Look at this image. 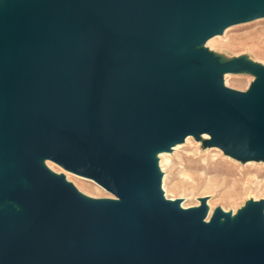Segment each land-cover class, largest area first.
<instances>
[{
    "label": "water",
    "instance_id": "95a60500",
    "mask_svg": "<svg viewBox=\"0 0 264 264\" xmlns=\"http://www.w3.org/2000/svg\"><path fill=\"white\" fill-rule=\"evenodd\" d=\"M260 17L264 0H0V264H264V199L206 219L158 164L188 135L264 160V65L203 45ZM240 71L246 90L224 85Z\"/></svg>",
    "mask_w": 264,
    "mask_h": 264
},
{
    "label": "rangeland",
    "instance_id": "374dc122",
    "mask_svg": "<svg viewBox=\"0 0 264 264\" xmlns=\"http://www.w3.org/2000/svg\"><path fill=\"white\" fill-rule=\"evenodd\" d=\"M263 18L237 23L231 27L223 39L216 40L218 43L213 45L216 50L205 47L224 59L247 55L264 65ZM229 73L232 74L228 77L227 87L241 91L246 90L251 79H254V75L247 71ZM182 143L177 150L169 151L166 162L163 161L165 173L162 177L165 175L164 188L168 198L186 199L184 206L188 207L198 205L199 198L206 196L212 206H221L225 211L234 212L250 198L264 199V160H252L256 163L246 165L244 163L247 161L242 162L229 155L231 160L226 159L224 157L227 154L220 148L207 146L203 140H197L193 136L190 143ZM70 177L74 182L69 181L77 189L81 187L84 190L80 189L83 191L81 192L86 191L84 194L88 196L106 197L109 193L92 182L88 181V184L86 180L83 182L82 179Z\"/></svg>",
    "mask_w": 264,
    "mask_h": 264
},
{
    "label": "bare ground",
    "instance_id": "6f19581e",
    "mask_svg": "<svg viewBox=\"0 0 264 264\" xmlns=\"http://www.w3.org/2000/svg\"><path fill=\"white\" fill-rule=\"evenodd\" d=\"M264 19V18H263ZM234 25H236V24H233V25H230V26H228V27H226L224 30H223V32L221 33V34H217V35H214V36H212V37H210V38H208L205 42H204V46H208L209 48H211V49H215V47L213 46L214 44H216V43H218V42H216V40L217 39H223L225 36H226V34H227V32L229 31V29L231 28V27H233ZM216 50V49H215ZM246 57L247 58H249V59H251L252 61H256V60H254V59H252L250 56H247L246 55ZM232 73H229V72H227V73H224L223 74V81H224V84L227 86L228 84H229V80H228V77H229V75H231ZM252 80V79H251ZM201 138L202 139H207V138H209V136L206 134V133H203L202 135H201ZM191 139H192V136L191 135H188V136H186L185 137V139H184V144H186V143H190L191 142ZM194 140V139H193ZM182 143V144H183ZM183 144V145H184ZM182 145V146H183ZM179 147H181V144L179 143V144H175L173 147H172V150L171 151H173V150H177ZM208 150H209V148H207ZM211 149V148H210ZM219 151H220V149H218ZM222 154V153H221ZM169 156V152H159L158 153V164H159V168H160V170H161V172H162V174H164L165 173V169H164V166H163V161L165 160V162H166V160L167 159H165L166 157H168ZM224 158H226V159H230L231 160V158L228 156V155H226ZM233 161H236L235 159H233ZM263 161H257V163H262ZM252 163H256L255 161H247V162H245L244 164H252ZM45 164L51 169V170H53V171H55V172H61V173H63L64 175H65V177H66V179L67 180H71V181H73L72 179H71V177L70 176H74V177H76V178H79V179H82L83 180V182H85L84 180H86L87 181V183H88V181L91 183H94L95 185H97L99 188H101L102 190H105L103 187H101L99 184H97L94 180H92V179H90V178H86V177H83V176H81V175H78V174H75V173H73V172H71V171H69V170H66V169H63L61 166H59L58 164H56L55 162H53V161H51V160H45ZM58 166V167H57ZM74 182V181H73ZM89 184V183H88ZM164 184H165V175H163V177H162V184H161V186H162V189H163V191H164V193H165V196L168 198V195H166V190H165V188H164ZM87 185V184H86ZM79 189V188H78ZM80 189H82L81 187H80ZM79 189V190H80ZM167 189V188H166ZM83 190V189H82ZM82 190H80V191H82ZM84 191V190H83ZM82 191V192H83ZM86 192V191H85ZM84 192V193H85ZM88 193V192H87ZM106 197H113L114 198V196L112 195V194H110V193H107L106 194ZM181 199V205L183 206V207H186V206H184V204H185V200L186 199H183V198H180ZM251 199V198H250ZM254 199V198H253ZM197 203H198V201H197ZM206 203H207V206H208V214H207V218L206 219H208V217L210 216V214H211V212H212V210H213V208L215 207V206H212L211 204H210V201H209V199H207L206 200ZM212 203V202H211ZM197 205V204H196ZM224 209V208H223ZM224 210H226V209H224ZM233 210V209H232ZM235 212H234V210L232 211V214H234Z\"/></svg>",
    "mask_w": 264,
    "mask_h": 264
}]
</instances>
